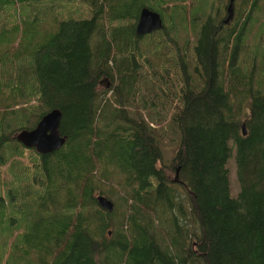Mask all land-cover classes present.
Here are the masks:
<instances>
[{"label": "trees", "instance_id": "1", "mask_svg": "<svg viewBox=\"0 0 264 264\" xmlns=\"http://www.w3.org/2000/svg\"><path fill=\"white\" fill-rule=\"evenodd\" d=\"M69 1L0 0V264H264V0ZM55 108L64 147L24 148Z\"/></svg>", "mask_w": 264, "mask_h": 264}, {"label": "water", "instance_id": "2", "mask_svg": "<svg viewBox=\"0 0 264 264\" xmlns=\"http://www.w3.org/2000/svg\"><path fill=\"white\" fill-rule=\"evenodd\" d=\"M230 4L227 9L228 17L225 23L233 20V0H229ZM164 19L160 13L156 12L148 6L143 7L138 15V22L135 25V31L138 36H146L154 31H160L163 28ZM61 110L53 109L51 112L43 115L37 126L32 129L19 130L15 134L17 141L24 146V148H34L37 154H52L54 151L64 147L66 136H61L59 127L61 125ZM243 126V134L246 132V126ZM97 204L102 210L112 212L115 208L113 202L106 195L98 194Z\"/></svg>", "mask_w": 264, "mask_h": 264}, {"label": "rangeland", "instance_id": "3", "mask_svg": "<svg viewBox=\"0 0 264 264\" xmlns=\"http://www.w3.org/2000/svg\"><path fill=\"white\" fill-rule=\"evenodd\" d=\"M222 3L224 4V6H223L224 8L228 4L227 0H222ZM47 4H48L47 10L49 11L50 16L52 17V15L54 14L53 10H52L49 2ZM68 4H69L70 12H72V14L75 13L74 15H78L81 12L86 14V11H83V9H82L84 6H83L81 0H70L68 2ZM79 6H80L81 10L79 9ZM239 8H241V7L238 5V6H236L235 9L238 10ZM65 11L67 12V14L70 15L68 9H65ZM47 14H48V12H47ZM254 30L257 31L256 28ZM261 41H260L261 44L259 45V47L258 48L257 47L253 48L252 49V53H250V54H257V56H259V54H260V55L264 56V36L262 37ZM251 44L252 43H251L250 39L248 38L247 42H246V45H251ZM258 51H259V54H258ZM106 82L107 83L104 84V87H106V88L110 87L111 86V82H109V80L106 81ZM107 95H111V94L108 93ZM161 133L164 134V136H163L164 137V141H163L164 143H162V148L161 149H162V152L164 154V159L162 160V162L165 164V163H168V160H170V158L172 157V148L173 149L176 148L177 141H175V138H174V136L176 137V133H173V131H168V132L161 131ZM172 139H174V141ZM227 164H228V166L230 168V170H229V177H230V181H231L230 182V189H232V197H235L236 195L239 194L240 189L238 188V178L236 176L237 167H236V164L234 163V156H231L229 158ZM168 171H170V172H168L169 173V177L173 178L174 170H171V167H170V169ZM109 178L110 179L106 181L108 183L107 184L108 188L109 187H113L115 192L117 191V192L121 193V189L119 188V186L121 185L120 180H119L120 177L117 174H112L111 173V174H109ZM115 202H118V201L115 200Z\"/></svg>", "mask_w": 264, "mask_h": 264}, {"label": "flooded vegetation", "instance_id": "4", "mask_svg": "<svg viewBox=\"0 0 264 264\" xmlns=\"http://www.w3.org/2000/svg\"><path fill=\"white\" fill-rule=\"evenodd\" d=\"M233 2H234V7H235V0H233ZM235 8H236V7H235ZM235 8H234V9H235ZM234 20H235V19H233V20H230L229 22L225 23V22H224V21H225V19H224V21H223L224 23H223V24H224V25H231V24H232V22H233ZM231 26H232V25H231Z\"/></svg>", "mask_w": 264, "mask_h": 264}]
</instances>
